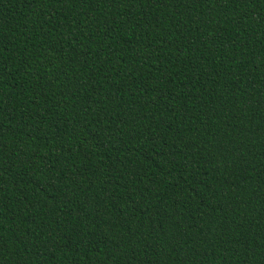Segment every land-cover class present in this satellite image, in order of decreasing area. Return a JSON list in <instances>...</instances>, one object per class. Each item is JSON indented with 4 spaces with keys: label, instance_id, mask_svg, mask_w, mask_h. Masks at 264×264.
<instances>
[{
    "label": "trees",
    "instance_id": "trees-1",
    "mask_svg": "<svg viewBox=\"0 0 264 264\" xmlns=\"http://www.w3.org/2000/svg\"><path fill=\"white\" fill-rule=\"evenodd\" d=\"M0 264H264V0H0Z\"/></svg>",
    "mask_w": 264,
    "mask_h": 264
}]
</instances>
